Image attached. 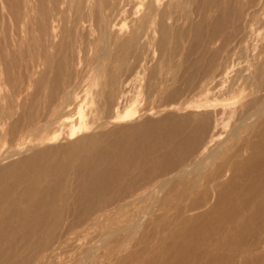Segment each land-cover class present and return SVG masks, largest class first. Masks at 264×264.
Returning <instances> with one entry per match:
<instances>
[{"label":"bare ground","instance_id":"bare-ground-1","mask_svg":"<svg viewBox=\"0 0 264 264\" xmlns=\"http://www.w3.org/2000/svg\"><path fill=\"white\" fill-rule=\"evenodd\" d=\"M129 1L92 0L83 18L85 0H0V264H264V0H148L126 34ZM158 18L176 49L144 97L145 64L123 77ZM145 98L222 107L193 119Z\"/></svg>","mask_w":264,"mask_h":264},{"label":"rangeland","instance_id":"rangeland-1","mask_svg":"<svg viewBox=\"0 0 264 264\" xmlns=\"http://www.w3.org/2000/svg\"><path fill=\"white\" fill-rule=\"evenodd\" d=\"M173 0H162V4H169V3H171ZM183 2H185L186 0H182ZM201 2V0H190V2H192V4H191V6L192 7H190L191 8V10H194L195 11V9H197L198 8V4ZM91 2H92V0H85V3L83 4V8H85L84 10L86 11H84L83 10V8H82V13H81V16H83L84 14V16H83V18H88V16L90 15V8H91ZM148 2V0H131V1H129V4L130 5H132V6H130L129 4H128V2H125V4H126V6H128V7H126V8H128L127 10L129 11V13H130V16L128 17V19H126L125 20V18H123V19H119L118 20V26H117V28L119 29V30H121V31H123V33H126V34H128L129 32H130V30H131V24H132V21L134 20V19H139L142 15H143V13H144V11H145V9H146V3ZM196 5V6H195ZM134 6V7H133ZM131 8V10H130V8ZM144 7V8H143ZM197 7V8H196ZM87 9V10H86ZM133 9V10H132ZM180 9V10H179ZM136 10V11H135ZM177 12H176V11ZM170 11V12H169ZM169 11H168V16H170V18H171V23H174L175 25L177 24V27H178V23H179V25L181 26V27H179V29L177 28L176 30H179V31H183V29H185V26H187L186 25V20H185V16L184 15H186L185 14V12H186V10L184 9V8H178L177 9V7L173 4V5H171V7H170V9H169ZM174 11V12H173ZM180 11H181V14H179L180 13ZM136 12V13H135ZM179 12V13H178ZM89 13V14H88ZM72 14V13H71ZM83 14V15H82ZM172 14V15H171ZM215 13L214 12H211L210 14H209V16H210V18L211 17H215V15H214ZM180 15V16H179ZM176 16V17H175ZM195 16V15H194ZM173 17V18H172ZM178 17H179V19H178ZM213 17V18H214ZM75 18V17H74ZM184 18V19H183ZM212 19V18H211ZM122 20V21H121ZM183 20L185 21V23L183 22ZM131 21V22H130ZM159 18L157 19V22H155V24H153V25H151V31H153V32H151V34L153 35L152 37L154 38V39H156V40H151L149 43H147L146 45H143L144 47H141L140 48V50H139V53H140V56H139V58L138 59H133L132 61H133V63H132V61H131V63H132V68L130 69V70H128V71H126L125 72V74H124V79H126V78H131V79H135V77H136V74H135V72H140V69H141V67L140 66H144V64H145V68L143 67L142 68V70L144 71V69H145V72L143 73V74H141L142 73V71L140 72V74H139V79H141V80H138V81H136V83H135V86H137V90L138 91H144V97H146V96H148V95H145V87H147L148 86V75L150 74V72L153 70V67L155 68L160 62H168V60H169V56L170 55H172V53L175 51V49H176V45H175V43H169L167 46H165V48L164 47H161V45H160V43H159V33H160V27H159ZM197 21V20H196ZM184 23V24H183ZM156 24H157V26H156ZM182 24V25H181ZM85 26L87 27V28H91L90 26H91V24H90V22H86L85 23ZM159 27V28H158ZM126 28V29H125ZM176 28V27H175ZM189 28V29H188ZM258 28V27H257ZM92 29V28H91ZM158 29V30H157ZM158 33H157V32ZM186 32V33H185ZM184 33L186 34V38H187V42H186V45H189L190 44V42H191V39H192V36H193V31H192V28L190 27V26H187V30L185 29V31H184ZM188 33H189V35L191 34V37H190V39H189V35H188ZM261 34H264V29H262V31H261ZM158 36V37H157ZM153 41H154V44H153ZM157 41V42H156ZM190 41V42H189ZM189 43V44H188ZM153 44V45H152ZM172 44V45H171ZM160 45V46H159ZM154 46V47H153ZM173 47V48H171L170 49V47ZM216 46V47H215ZM221 46V44H220V42H218V43H216V44H212L211 45V50L212 51H215L216 49H218L219 47ZM151 47V48H150ZM216 48V49H215ZM151 49V50H150ZM155 50H156V52H155ZM165 50H167V51H165ZM172 50V51H171ZM150 51H151V54H149L150 53ZM169 51V53H167ZM93 52V51H92ZM91 52V55H93V53ZM161 52H162V55H161ZM163 52H164V54H163ZM165 53H167L166 55H165ZM149 55H151L150 57H148ZM165 55V56H164ZM168 55V56H167ZM82 56V57H81ZM167 56V57H166ZM84 57V58H83ZM143 57V58H142ZM78 58V59H77ZM87 57L85 56V54H80V55H78L77 57H75L74 59H73V69H72V66L71 67H69L70 68V71L72 70V71H74V77H75V75L77 74V75H80V76H82V73H83V75L85 74V72H86V65L88 66V61H89V58H87ZM151 58V59H150ZM163 58V59H162ZM168 58V59H167ZM142 59V60H141ZM156 59V60H155ZM138 60V61H137ZM77 61L79 62V63H77ZM149 61H151L150 63H149ZM152 61H153V63H154V61L156 62L157 61V63L156 64H154L153 65V63H152ZM176 62L178 61V59H176L175 60ZM181 61H183V62H186V56H183V58L181 59ZM76 62V63H75ZM139 62V63H138ZM145 62H147V63H145ZM192 62V61H191ZM140 63L142 64V65H140ZM139 64V65H138ZM146 64H147V66H146ZM76 65L78 66V67H76ZM83 65V66H82ZM150 65H153V67L151 66L150 67ZM84 68V69H80V68H82V67ZM41 67H42V69H41ZM135 67V68H134ZM139 67V68H138ZM150 67V69H149V71L147 70L148 68ZM138 69V70H137ZM44 70V66H40L38 69H37V72L32 76V81H38L42 76H41V72ZM77 70H79V74L78 73H76V71ZM137 70V71H136ZM180 71V70H179ZM78 72V71H77ZM130 72V73H129ZM133 72H134V74H133ZM149 73V74H148ZM147 74V75H146ZM76 75V76H77ZM130 75V76H129ZM146 76V80H145V76ZM51 76H52V74H51ZM72 76H73V72H72ZM229 76V75H228ZM228 76H227V78H228ZM132 77H134V78H132ZM38 80H37V79ZM140 81H141V84H140ZM224 81H226V77H224V76H220V77H218L217 79H216V81H215V86L216 85H218V87H216V89H215V92H218L220 89H222L223 88V82ZM137 82H138V84H137ZM145 83H146V85H145ZM217 83V84H216ZM220 84V85H219ZM36 85L33 83L32 85H29L28 86V93L26 94L27 96H28V98H29V100H30V98L32 97L31 96V94L32 95H34V93H35V91H36V87H35ZM211 87V86H210ZM94 87H93V91L92 92H94ZM0 95L2 96V94H7L8 92H9V89L8 88H6V87H0ZM35 90V91H34ZM84 89H82V91H83ZM33 93H32V92ZM81 90H79L78 91V93L80 92ZM81 91V92H82ZM5 92V93H4ZM31 92V93H30ZM30 93V94H29ZM90 94L91 93H88L87 91H86V88H85V90L83 91V93H81V95L80 94H78L77 96H78V99L79 100H83V99H86L87 98V101H89L90 100ZM31 96V97H30ZM148 98V97H147ZM147 98H145V102L147 103V101H148V103H147V105L149 106V108H159V109H161V110H167L168 111V109H169V111L171 112V110H172V113H175V114H177V115H182V116H184V115H192V117H193V119H196V118H198V114H202V113H214V112H219L220 111V109H221V105L219 104V102H210L211 103V106H209V107H207V108H199L198 106L199 105H194V106H191V107H189V108H187V107H184V106H180L179 105V103H177V104H175V105H173V106H169V107H167V108H165V107H163V104L160 102V101H157V100H159V99H147ZM196 99L197 100H200L201 99V97H196ZM151 101V102H150ZM145 102L143 103L144 105H146L145 104ZM158 102V103H157ZM150 103V104H149ZM156 104H157V107H156ZM202 105L203 104H205V103H201ZM219 104V105H218ZM147 105H146V107H147ZM155 106V107H154ZM201 106V105H200ZM28 108V107H27ZM177 109V110H175V109ZM71 109V110H70ZM173 109H174V111H173ZM218 109V110H217ZM194 110V111H193ZM217 110V111H216ZM204 111V112H203ZM70 114H75V110H74V108L73 107H71V108H69V111H68ZM191 112H193L192 114H191ZM197 112V113H196ZM166 113V112H165ZM165 113H160V114H158L157 116H155L154 118L155 119H160V118H162V116H164L165 115ZM188 113V114H187ZM212 113V114H213ZM193 115H195V116H193ZM144 117H142V118H140L136 123H141V122H143L144 121ZM7 147H8V144L6 145ZM1 152H2V149H0V154H1ZM130 219H132L133 217H129ZM123 219H124V221H123ZM119 221H120V223L121 224H125L126 223V221H125V218L123 217V218H120L119 219ZM178 244V243H177ZM74 249V247H69V249L68 250H66V255H72V254H74V252L72 253L71 251H74L73 250ZM70 250V251H69ZM69 251V252H68ZM68 252V253H67ZM78 262V263H77ZM56 264H60V262H56ZM62 264V263H61ZM72 264H79V261H76V259L73 261V263Z\"/></svg>","mask_w":264,"mask_h":264}]
</instances>
